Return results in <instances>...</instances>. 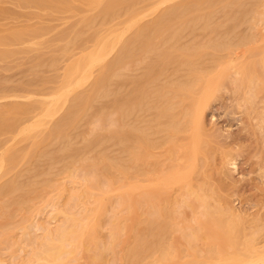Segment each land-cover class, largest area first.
<instances>
[{"label":"rangeland","instance_id":"1","mask_svg":"<svg viewBox=\"0 0 264 264\" xmlns=\"http://www.w3.org/2000/svg\"><path fill=\"white\" fill-rule=\"evenodd\" d=\"M97 1L71 0V7L62 11L56 5L19 7L0 0V32L24 24L46 27L39 42L0 43V50H12L0 56V109L9 102L48 101L54 83L50 79L60 81L67 55L72 65L75 58L106 45L102 60L71 69L68 90L56 91L60 94L52 119L29 135H16L22 124L13 131L0 129V264H35L32 253L45 231L70 216L92 224L93 232L82 236L81 246H70L62 260L49 264H216L218 250L231 253L246 242L261 249L264 80L257 79V71L247 73L252 88L257 86L252 93L246 83H237L242 67L264 53V0H121L110 15L100 12L105 0L98 5ZM172 6H178L177 13L167 26L156 29L152 49L143 53L148 60L162 50L174 52L164 67L154 63L146 68L137 54L126 67L107 71L139 27L152 25ZM2 9L18 15L7 17ZM88 17L93 19L90 24L85 21ZM52 57H56L53 63ZM190 67L203 77L222 70L203 98L199 132L187 115L189 100L174 90L190 76ZM104 71V84L95 88L96 77ZM136 78L143 85L135 97L130 92ZM121 95L127 104L139 102L123 109L115 98ZM125 126L137 127L141 140L128 135L121 141ZM193 141L201 143L204 153L197 154L194 168L185 158ZM124 144L143 150L144 156L132 158ZM4 149L12 152V162ZM173 170L188 176L156 188L136 207L121 192L131 183H158ZM11 180L15 186L7 187ZM194 193L202 199H194ZM138 195L135 190L131 197ZM95 197L102 198L99 205ZM214 206L228 209L233 218L228 212L220 216ZM198 218L203 222L201 231ZM224 219L240 226L223 229ZM115 225L119 230L111 235ZM188 226L197 231L195 236L187 235ZM232 240L235 244L229 247L226 243ZM101 241L107 247L102 254ZM211 241L215 245H209Z\"/></svg>","mask_w":264,"mask_h":264},{"label":"bare ground","instance_id":"2","mask_svg":"<svg viewBox=\"0 0 264 264\" xmlns=\"http://www.w3.org/2000/svg\"><path fill=\"white\" fill-rule=\"evenodd\" d=\"M7 1L12 2L15 6H19V7H21V6H34L37 8L45 9L49 6L56 5L62 11H65L66 9L71 7V0H7ZM100 1L101 0H98L96 2V4L98 5L100 3ZM190 1H191V3H200V2L205 1V0H190ZM120 2H121V0H105L104 6L101 7L100 12H102L106 15H110L114 12V10H115L114 7L117 4L119 5ZM177 10H178V6L169 7L167 9H165L164 11H162L157 16V19L155 20V22L152 25H146L144 27L143 26L139 27L138 32L135 34V36L133 38L131 37L132 38L131 40L126 41L119 48V51H117L116 57L109 63V65L106 66L107 71L109 69H111L113 66L126 67V65L129 63V61H131V59L133 57H137V54H140L138 57L139 60H143V62L145 60L144 63H146V68L147 67L151 68V66L149 64H154V63L157 64L159 67H164V65L166 64L165 62H167L168 56L172 55L171 53H174V52L170 53V52L162 50V51H160V55H158V57L155 56L154 57L155 59L148 57L149 58L148 60H146V56H143V53L149 52L148 50L152 49L151 45L153 43H152L151 35L153 33H155V31L158 27L167 26L168 21L177 13ZM2 13H3V15L5 14V16H7V17H14V16L18 15L16 12H9L8 9H2ZM85 21L87 24H90V23H92L93 19H92V17H88V18H85ZM45 29H46V27L44 25H41V24H39V25L24 24L19 28L11 27L8 29V31L0 32V43L9 44V43H13V42H20L23 40H27L30 43L31 42L34 43L35 41L39 42L41 40V36H43L45 33ZM101 44L102 45H100L99 49H97L95 51L89 50L85 54L75 58L72 65H71V57H69V55H67L68 61L66 62L65 66H64L63 74H62L60 81L55 82L53 80V78L50 79L51 82H54V83L49 86L51 89V95H50L48 101H46V102L33 101V102H28V103L15 101V102H9L2 109H0V129L13 131L18 125L22 124V126L19 127V129L17 130L16 135H18V133L23 134V135H29L30 132L36 130L39 126H41L46 119H50V118L52 119L53 115H55L54 114L56 111L55 107H56V104L59 100V94H60L59 92H57V93H59V94H57L56 91L60 88H63V91L68 90L67 88H69L70 81H71V69L76 71L84 63L89 65L94 61H99V60L103 59L104 49L106 50V48H105L106 45H105V43H101ZM154 48H156V47L154 46ZM64 51H65V49L62 48L61 52H64ZM11 53H12V50H0V56H2V57H6V56L10 55ZM68 53H69V51H68ZM193 58L194 57L191 55L190 59L188 61V64ZM50 60H52V63H53L56 60V57L55 58L52 57V59H50ZM194 64H195V61H194ZM259 69H260V71H262V73L259 71ZM145 70H146V74H144V75H148L147 74V73H149L148 69H145ZM194 70H196V69H194L193 67H190V76L187 77V79H183L182 81H180L179 82L180 84L177 85V87H175L174 90L183 93L184 97L189 100V106L187 108V115H188V117L191 118V120H193L192 125L195 127L196 130H198L197 132H199V129L202 127V112H203V106H204L203 98L205 96H206L205 98H207V94L210 93L209 91H211L210 90L211 87L213 85H216L217 81H219L218 77L221 75L220 72H222V70L220 69L216 73H212V75H209L208 77L205 76L206 78L203 77V75L200 73V71L195 72ZM250 70H253L254 72L257 71L258 72L257 79L260 80L262 78V80H264V78H263V75H264V53H262L261 56L259 57V59L257 61H254L253 64L245 65L244 67H242L241 77L238 79L237 85L241 86V85L246 83L248 92L252 93V92H254V89L257 86L254 83L255 87L252 88L253 83H252V79H251V74H250V76L247 77V73ZM105 73L106 72L104 71L96 77V79L94 81L95 88L102 87V85L104 84L105 78H106ZM139 79L136 78V79H133V81H132V88H131L130 95H133L135 97L138 96V93H139L138 91H142L143 82H142V79H140V80ZM21 87L24 88V86H21ZM4 88H5V86H4ZM251 89H252V91H251ZM194 92H197V94L193 95ZM115 98H116V104L119 102L121 104L119 107H122L123 109H128V110L130 108H134L135 105H137L139 102L138 100H132L131 103L127 104L126 103V100H127L126 97L122 96V95H121V97L117 96ZM160 100H162V99H160ZM160 103H162V101H160ZM159 105L161 106L162 104H159ZM160 106H158V107H160ZM155 111H157V110H155ZM155 111H154V114L157 113ZM158 113H160V112H158ZM157 117H159V114ZM62 119H61V121H62ZM262 121L264 122V114L262 116ZM60 124H61V122L58 123V125H60ZM136 128L137 127L125 126L121 131V135H119L122 137L121 141L125 140L127 138L126 136H128V135H131L134 138V140H136V141L141 140L143 135ZM197 134H196V137H197ZM192 136H195V135H192ZM193 139H195V138L193 137ZM193 139L191 138V140H193ZM191 143H192V145H191L190 149H188V152L185 153V158L189 162L190 167L194 168L195 163H196V159H197L196 158L197 154L198 153L204 154V153H203V149L201 148L202 147L201 143L194 142V141ZM6 146L8 147L9 145H6ZM7 147L5 149H7ZM123 148L126 150L129 149V151L132 153L131 154L132 158H133V156H139V157L144 156V151L139 150V148H137L135 150L134 146H128V145L124 144ZM5 151L7 153L6 159H8L9 162H12V157H11L12 152L10 150H5ZM1 152H3V151H0V153ZM226 152L228 153L229 151H226ZM229 154H230V152L228 153V155ZM227 156L225 157V159L228 158ZM229 158L234 159V157H232L230 155H229ZM0 160H2V159H0ZM234 160H231V163H233ZM229 162H230V159H229ZM224 163H226V162H224ZM234 166H235V163H234ZM222 168H224V166ZM180 171L181 170H179V172ZM222 171H224V169ZM179 172H178V170L170 171L167 175L160 178L161 180H158L159 181L158 183L154 182V183H152V185L151 184L142 185L140 183L127 184L124 188H122L121 192L124 194V198H125V196H127L129 199L133 200L132 203L136 207L137 204H140L139 202L142 201V198L146 201L148 198H151L154 195V193L156 192V188H159L164 184L166 185L168 183L179 182V181L185 180L187 178L188 175L182 174L183 175L182 176L181 173H179ZM186 172H187V170H186ZM183 173H184V171H183ZM184 176L186 178H184ZM13 186H15L14 180H11L10 183L7 185V187H13ZM135 190L138 191L139 195L136 199L135 198L133 199L131 197V195H132V193H134ZM187 196H189V195H187ZM193 198L194 199H198V198L202 199V197H198L196 193H194ZM101 200H102L101 197H95L94 198V201L97 203V205L100 204ZM16 202H17V200H16ZM11 204H12V202H11ZM200 205H202L204 207L205 202L204 201L200 202ZM205 210H203L201 212L203 216L207 215L206 212H208L210 214V212L208 210H206V212H205ZM213 210L215 212L219 213V215L224 214V212L225 213L228 212L227 213V214H229L228 217H232L231 216L232 213L227 211L228 209L226 210L220 206L219 207L214 206ZM87 218L90 219L89 216ZM224 220L225 221L223 224L224 225L223 229H226L228 231L237 230L238 227L240 226L239 223H234L233 219L232 220L231 219H227V220L224 219ZM206 222H204V224ZM196 223H198L197 224L198 228H199L198 230L201 231L202 229L200 227H202V223H203L202 219L201 218L196 219ZM193 228H194L193 226L187 227V229H188L187 235H189V237L195 236L197 234V231H195ZM118 230H119V226L115 225V228L112 229L111 235L117 233ZM91 232H93V225L92 224H88V223L81 224L80 219H78L77 217H74V216L68 217L66 219L65 223L60 224L59 226H57L55 229H53L51 231H48V230L45 231L44 239L40 242L38 250H36V252L32 253V257L35 259L34 261H36L35 264H49L50 262H58L59 260H62L64 257L63 255L69 252L70 246H76L77 244H78V246H81L82 245V236L86 235V234H90ZM228 235H229L228 238H230V239L233 238L232 234H228ZM101 244L103 246L102 247L103 251L100 252V254H102L107 249V247H105L106 245L104 246L103 242ZM212 244L215 245L214 241H211V243H209V245H212ZM226 244H228V246L231 247L235 244V241L232 240L230 243L227 242ZM234 248H233V250H234ZM218 252L220 253V256L217 260V263L215 262L216 264H264V245L261 249H257V248L251 247L249 245V243L246 242L244 247H241L240 249L235 248V251H232L231 253L223 252L221 250H218ZM212 264H214V263H212Z\"/></svg>","mask_w":264,"mask_h":264}]
</instances>
